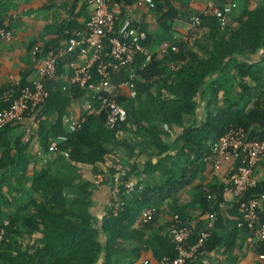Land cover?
Instances as JSON below:
<instances>
[{
    "label": "trees",
    "instance_id": "trees-1",
    "mask_svg": "<svg viewBox=\"0 0 264 264\" xmlns=\"http://www.w3.org/2000/svg\"><path fill=\"white\" fill-rule=\"evenodd\" d=\"M113 1L117 5L133 2ZM149 1L154 5L155 30L140 23L146 35L143 45L149 52L148 60L138 52L130 63L110 76L112 83L126 80L130 73L137 79L134 98L129 97L126 88L116 95V101L126 110L124 121L108 129L103 124L104 111L99 101L85 89L70 83L65 92L61 91L67 56L58 58L53 76L44 81L47 96L34 113V119H38L35 150H45L55 135L65 134L67 139L60 148L67 151V156L55 154L54 162L59 168L47 167L31 179L29 194L17 210L7 208V199L0 194V264H96L102 249L104 257L100 264H111L110 254L122 248L128 229L141 211L151 209V217L143 222L150 227L161 204L167 206L170 216L165 232L154 234L150 242L156 259L175 255L167 232L173 215L190 228L188 243H192L204 228L206 215L214 212L213 230L199 248L196 259L185 264H202V258L218 249L225 253L228 264H235L247 248L255 256V264H264V235L256 238L258 226L247 229L235 204L229 205L225 212L233 215L231 218L219 213L218 203L233 167L225 182L212 178L197 186L200 217L193 224L186 221L176 200L186 194L202 156L229 126L241 127L249 139H264V0H211L200 9L183 11H178L170 0ZM230 1L239 4V11L232 21L220 26L217 12ZM4 12L5 9H0V26L8 27L2 19ZM190 13L199 19L195 31L183 38L170 41L167 38L163 50L150 48L152 33L161 37L168 34L171 23L178 18L185 19L187 26ZM72 28H77L74 22L65 21L58 28V35L66 38L68 33L64 31ZM56 41L50 39L42 48ZM18 84L30 82L20 80ZM220 91H226L227 95L218 100ZM198 97L207 99L206 115L195 121L191 118L196 113ZM85 100L88 108L79 126L65 128L60 121L65 107ZM3 106L0 102V108ZM50 113L55 114L52 122L46 120ZM13 125L0 129V187L7 182V169L24 156L27 148V143L21 144L19 135H11ZM174 126L181 130L172 142L166 143L161 136H166ZM118 131L125 134L118 135ZM128 133H133L135 139L129 141ZM136 148L146 157L140 169L134 161ZM107 159L127 165L129 176L134 179L137 176L136 186L121 197L123 204L115 214L109 205L97 225L89 211L93 186L73 174L72 167L85 164L94 173L105 171L109 178L112 170L104 166ZM97 164L101 166L97 168ZM153 171H158L159 179L147 181L144 175ZM262 193L264 179L249 188L244 197ZM171 196L175 199L171 200ZM257 210V224L264 225V200ZM220 226L224 228L221 234L216 232ZM100 232L105 236L104 247L97 239ZM241 234L248 238L247 244L241 240L238 243Z\"/></svg>",
    "mask_w": 264,
    "mask_h": 264
},
{
    "label": "built area",
    "instance_id": "built-area-1",
    "mask_svg": "<svg viewBox=\"0 0 264 264\" xmlns=\"http://www.w3.org/2000/svg\"><path fill=\"white\" fill-rule=\"evenodd\" d=\"M89 8L88 16L81 27L72 28L68 37L53 36L57 40L55 44H36L30 48L29 53L39 61L36 69V78L30 85L19 86L18 82L7 84L1 92L0 102L5 104L0 108V129L8 124L21 121L25 115L34 114L44 102L47 91L44 81L53 76L56 62L59 57L67 56L66 72L61 77L63 84L61 91L65 92L70 83H76L79 88L85 89L92 98L99 101L104 111L103 124L106 128H114L119 122L126 119V110L116 101V95L121 94L126 88L129 97L136 95V81L132 73L122 82H110L111 72L120 66L132 61L134 55L141 52L148 60L149 52L143 45L145 33L140 27V22L132 15V8H153V2L149 0H133L129 5H117L112 0H84ZM111 5L114 7L111 8ZM236 7L232 1L221 5L217 12V21L220 26L227 22L228 14ZM122 8V9H121ZM187 29L195 31L199 19L195 14L188 15ZM12 37L10 27L0 26V40L8 41ZM174 47L171 46V49ZM93 68V72L91 69ZM84 111L88 108V101H83ZM78 118L62 114L61 122L68 123L72 129H76L83 120V113ZM125 132L118 131V135ZM65 134L55 135L47 144L46 149L35 150L43 162H46L52 154L67 156V151L60 148V144L66 140ZM264 157V139L255 140L246 137L241 127L229 126L210 145L209 152L204 154L200 163H207L213 170H218L225 160H231L233 172L228 179V185L223 189L222 200L218 207L223 208L235 204L237 213L244 221L246 228L256 229V238L264 235V225L257 224L259 212L257 208L264 200V193L256 196L244 197L246 191L255 186L258 179L257 163ZM104 166L110 168L109 175V201L112 212L115 214L122 206V196L135 189L136 182L130 177L129 167L118 161L107 159ZM151 209L145 208L140 217L146 222L151 217ZM215 213L206 215L205 226L199 230L194 242L188 243L190 228L173 215L172 222L167 227L170 240L174 245L173 257L161 256L158 264H185L193 261L203 242L213 230ZM260 259H263L261 256Z\"/></svg>",
    "mask_w": 264,
    "mask_h": 264
},
{
    "label": "crops",
    "instance_id": "crops-1",
    "mask_svg": "<svg viewBox=\"0 0 264 264\" xmlns=\"http://www.w3.org/2000/svg\"><path fill=\"white\" fill-rule=\"evenodd\" d=\"M200 1L202 0H170L178 11L183 8L200 9L202 8L199 7ZM203 1L206 4L211 3V0ZM111 8L113 9L114 7L111 5ZM0 9H5L6 12H4L5 14L2 16V19L5 23L7 22L12 31V37L8 41L0 40V92L11 82H18L20 80L31 82L35 79L39 61L37 58L31 56L29 53L30 48L39 43L45 44L53 36H57L58 28L65 21L70 20L74 22L76 27H81L89 13V8L84 3V0H0ZM132 15L140 23L148 25L150 30H155L156 17L153 10L133 7ZM180 22V18L172 22L170 26L171 31L168 34H163L162 37L155 36V32L152 33L153 43L150 48L163 50L167 46L168 40L186 36V23ZM167 38L168 40H166ZM206 103V98L198 97L196 113L191 119L195 121L204 119L206 115ZM84 109L83 101L73 102L65 107L62 114L78 118ZM54 119V113H50L46 118L48 122H52ZM61 123L65 128H71L70 124ZM156 124L162 125L161 123ZM37 128L38 119H34V114H27L21 121L15 123L11 130L12 136H20L21 144L27 143L24 156L7 169V182L3 183L0 187L1 196L7 199L5 206L11 210H17L25 201L30 191L31 179L34 176L43 173L47 167L49 169L59 168V165L54 162L55 154L50 155L46 162H43L36 156L35 148L38 146L36 137ZM180 130V127L174 126L168 131L166 136L161 137L166 143H170L175 139ZM134 136L133 133L126 134L129 141L134 140ZM138 151L136 148L133 150V153L136 154L134 158L136 167L140 169L146 157ZM151 160L154 161V158L152 157ZM100 166V164H97V168ZM230 169L231 160H225L218 170H213L207 163H200L198 165L195 178L188 185L186 194L178 199L176 197L180 205V211L186 217L187 222L193 224L200 217L199 209L196 205L200 197L197 186L200 183L208 182L212 178L225 182ZM72 173L77 174L79 178L89 182L93 186L90 193L89 211L96 219L97 225H99L102 215L108 208L109 201V178L105 174L106 172L94 173L91 171L90 166L76 164L72 167ZM257 173L258 179L263 180L264 157L257 163ZM136 177L134 180L137 179ZM144 178L150 182L156 181L159 179V173L158 171H153L150 174L144 175ZM174 199L175 196H171V200ZM228 207L226 204L223 208L219 209V213L226 218H231L233 215L225 213ZM169 216V209L164 204L160 205V210L155 215L150 227L143 225V221L139 215L136 222L128 229V237L122 244V248L110 254L111 264H158L157 259L153 256L150 242L154 234H163L165 232ZM223 229L221 226L217 227L216 232L221 234ZM97 239L101 246L104 247L105 236L102 232L97 235ZM240 240L244 244L248 243V238H244L243 234L240 235L238 243H240ZM103 257L104 251L102 249L96 264H100L103 261ZM255 260L256 258L251 249L247 248L243 250L241 257L235 264H255ZM202 264H228V262L225 253L221 249H218L214 253L202 258Z\"/></svg>",
    "mask_w": 264,
    "mask_h": 264
},
{
    "label": "rangeland",
    "instance_id": "rangeland-1",
    "mask_svg": "<svg viewBox=\"0 0 264 264\" xmlns=\"http://www.w3.org/2000/svg\"><path fill=\"white\" fill-rule=\"evenodd\" d=\"M236 3V2H235ZM222 4V3H221ZM220 4V5H221ZM203 5H204V1L202 0V1H200L199 2V7H203ZM184 9V8H183ZM183 9L182 10H180V11H183ZM185 10V9H184ZM238 11H239V4L238 3H236V7L235 8H233V10L228 14V16H227V22H230V21H232L233 20V17L238 13ZM183 19V18H182ZM184 21V22H183ZM186 20L185 19H183V20H181V22L180 23H186L185 22ZM189 30L188 29H186V35L187 36H189L190 34H189ZM191 40L189 39V42H190ZM224 95H227V92L226 91H220L219 92V96L217 97V99L219 100L220 98L222 99L223 97H224ZM132 138V137H131Z\"/></svg>",
    "mask_w": 264,
    "mask_h": 264
}]
</instances>
